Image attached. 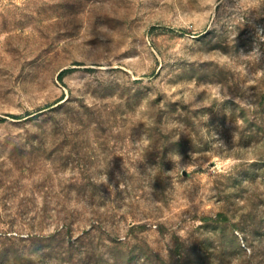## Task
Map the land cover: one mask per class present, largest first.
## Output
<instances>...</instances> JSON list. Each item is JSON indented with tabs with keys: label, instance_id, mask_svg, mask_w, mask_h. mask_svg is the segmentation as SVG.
<instances>
[{
	"label": "rangeland",
	"instance_id": "rangeland-1",
	"mask_svg": "<svg viewBox=\"0 0 264 264\" xmlns=\"http://www.w3.org/2000/svg\"><path fill=\"white\" fill-rule=\"evenodd\" d=\"M177 238L264 264V0H0V264Z\"/></svg>",
	"mask_w": 264,
	"mask_h": 264
},
{
	"label": "trees",
	"instance_id": "trees-1",
	"mask_svg": "<svg viewBox=\"0 0 264 264\" xmlns=\"http://www.w3.org/2000/svg\"><path fill=\"white\" fill-rule=\"evenodd\" d=\"M66 71H63L60 75L62 79ZM175 249L171 252L170 259L173 261L172 264H182L186 260V248L185 242L181 241V239L177 238L174 242Z\"/></svg>",
	"mask_w": 264,
	"mask_h": 264
}]
</instances>
